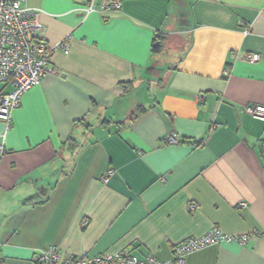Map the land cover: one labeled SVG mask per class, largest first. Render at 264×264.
Segmentation results:
<instances>
[{"label":"crops","instance_id":"1","mask_svg":"<svg viewBox=\"0 0 264 264\" xmlns=\"http://www.w3.org/2000/svg\"><path fill=\"white\" fill-rule=\"evenodd\" d=\"M86 1L22 3L48 46L69 39L49 58L61 74L0 121V264H37L48 245L167 261L212 228L257 234L184 264H264V121L244 110L264 105V0H121L83 17ZM246 53L260 58L230 56Z\"/></svg>","mask_w":264,"mask_h":264},{"label":"built area","instance_id":"2","mask_svg":"<svg viewBox=\"0 0 264 264\" xmlns=\"http://www.w3.org/2000/svg\"><path fill=\"white\" fill-rule=\"evenodd\" d=\"M24 0H0V84L9 87L8 92L0 91V121L9 127L12 111L20 104L21 96L32 86L38 84L47 75L61 73L51 66L49 58L54 49L67 52L69 36L48 46L43 40V27L38 21L40 9L25 7ZM121 0H87L78 10L83 17L92 13H106L121 9ZM243 26V23L240 22ZM249 31L244 26L242 33ZM235 60L255 63L260 56L257 53H246L238 56L230 55ZM229 68L223 71L228 74ZM245 113L258 120L264 121V105L254 104L244 107ZM166 144L178 143L176 135L169 133L163 138ZM3 148L0 146V156ZM111 171H108V175ZM244 207L245 203H240ZM189 210L197 208L195 203L188 204ZM85 224V221L83 222ZM255 231L244 234L228 235L217 228L207 230L198 237H188L172 248V257L167 261H159L152 254L142 258L132 255L126 250L115 253H104L89 256L85 252L78 255L63 254L54 245H48L35 253L37 264H184L189 253L218 244L220 242H234L244 245Z\"/></svg>","mask_w":264,"mask_h":264},{"label":"trees","instance_id":"3","mask_svg":"<svg viewBox=\"0 0 264 264\" xmlns=\"http://www.w3.org/2000/svg\"><path fill=\"white\" fill-rule=\"evenodd\" d=\"M160 45L156 44L155 46H153L152 50L153 51H159ZM79 145L77 144V142L71 137L69 136L66 141L64 142V147H66V149L71 150L74 148H77Z\"/></svg>","mask_w":264,"mask_h":264},{"label":"rangeland","instance_id":"4","mask_svg":"<svg viewBox=\"0 0 264 264\" xmlns=\"http://www.w3.org/2000/svg\"><path fill=\"white\" fill-rule=\"evenodd\" d=\"M1 86V85H0Z\"/></svg>","mask_w":264,"mask_h":264}]
</instances>
